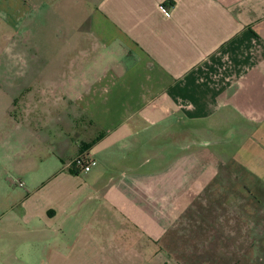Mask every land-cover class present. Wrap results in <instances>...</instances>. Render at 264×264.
<instances>
[{"label":"crops","instance_id":"obj_1","mask_svg":"<svg viewBox=\"0 0 264 264\" xmlns=\"http://www.w3.org/2000/svg\"><path fill=\"white\" fill-rule=\"evenodd\" d=\"M1 18L31 36L42 21L85 26L53 38L81 41L86 67L22 85L69 118L54 168L7 213L3 264H264L238 227L190 215L219 183L210 148L221 142L187 149L200 122L264 123V0H0ZM181 144L190 153L171 161ZM81 155L93 165L76 175Z\"/></svg>","mask_w":264,"mask_h":264},{"label":"rangeland","instance_id":"obj_2","mask_svg":"<svg viewBox=\"0 0 264 264\" xmlns=\"http://www.w3.org/2000/svg\"><path fill=\"white\" fill-rule=\"evenodd\" d=\"M90 9L92 13L93 9ZM74 25L75 29L77 24ZM70 27L68 24L42 21L37 28L39 32L31 36L20 31L18 26L4 24L0 19V252L6 227L9 226L8 211L16 207L18 196L34 191L36 185L54 168V157L60 151V138L56 132L66 129L67 123L63 118L66 121L69 118L61 105L53 106L48 102L36 104L33 95H28L34 91L23 92L22 85L25 81L37 84L64 80L70 63L86 68L81 57L74 54L81 41L74 42V46L70 47L73 42L69 41L67 46L61 34L59 40L53 38L60 31L67 35L85 32L83 25L78 26L82 30L77 32L72 31V27L69 30ZM45 31L47 34L51 32L52 39L46 40L41 36ZM58 68L65 70L58 73ZM58 112L60 121L56 119ZM233 121L228 124L215 119L198 122L197 127L201 128L202 135L199 138L188 137L187 149L196 139L221 142L210 148L217 163L219 183L209 186L216 189L204 194L201 206H194L190 215H196V211L206 213L204 218L200 216L197 219L203 220V223L204 220L215 219L222 226L238 227L241 230L239 235L246 236L245 239L261 249L264 248V123H247L240 119ZM183 124L181 122V126ZM192 124L187 122L188 127ZM178 128L179 124L173 125V129ZM156 140H160L156 141L157 145L170 138L157 137ZM73 146L76 145L73 143L70 147ZM182 146L181 150L179 146L177 149L172 146L171 161L190 153L189 150L184 152ZM75 154L74 150L69 149L65 153V163H69ZM212 172L209 169L206 175ZM226 176H229V185ZM74 185L70 183L69 187L73 188ZM190 221L184 219L182 226L192 225ZM0 264H3L1 259Z\"/></svg>","mask_w":264,"mask_h":264},{"label":"built area","instance_id":"obj_3","mask_svg":"<svg viewBox=\"0 0 264 264\" xmlns=\"http://www.w3.org/2000/svg\"><path fill=\"white\" fill-rule=\"evenodd\" d=\"M76 167H78L81 172L83 173H88L91 170V167L93 165V161L90 160L86 155H81L78 157L74 163ZM22 186V184H21Z\"/></svg>","mask_w":264,"mask_h":264},{"label":"trees","instance_id":"obj_4","mask_svg":"<svg viewBox=\"0 0 264 264\" xmlns=\"http://www.w3.org/2000/svg\"><path fill=\"white\" fill-rule=\"evenodd\" d=\"M70 171L71 173L76 174V175L80 174L81 172V170L78 167H76L74 164L71 166Z\"/></svg>","mask_w":264,"mask_h":264}]
</instances>
